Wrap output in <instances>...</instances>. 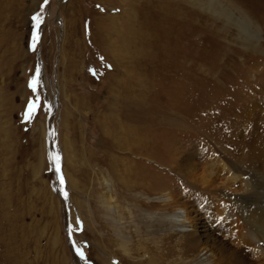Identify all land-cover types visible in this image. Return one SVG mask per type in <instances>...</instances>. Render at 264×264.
<instances>
[{
  "label": "rangeland",
  "instance_id": "374dc122",
  "mask_svg": "<svg viewBox=\"0 0 264 264\" xmlns=\"http://www.w3.org/2000/svg\"><path fill=\"white\" fill-rule=\"evenodd\" d=\"M136 98L154 156L144 147L148 185L130 188L115 118ZM263 114L264 0H0V264H183L187 238L147 218L177 206L201 247L263 261L239 254L248 212L226 194L227 218L204 181L212 147L255 139Z\"/></svg>",
  "mask_w": 264,
  "mask_h": 264
},
{
  "label": "bare ground",
  "instance_id": "6f19581e",
  "mask_svg": "<svg viewBox=\"0 0 264 264\" xmlns=\"http://www.w3.org/2000/svg\"><path fill=\"white\" fill-rule=\"evenodd\" d=\"M129 18L127 23L128 26L130 27L129 30L132 31L133 40H135L134 36H140L143 34L144 31H141L140 30L141 28L140 29L138 28L142 24L136 28L135 27L136 25L135 26L132 25L134 22L130 20L131 18L130 19ZM137 24H139V21ZM164 35H166L165 32ZM141 49L139 48L138 50L135 47L138 56ZM138 79H139L138 84H140V88H141L143 86L141 76H138ZM127 81H125V84L127 86L126 89L129 88ZM138 99L139 98H136L134 102H129V104L121 107L123 109V112H125V114L122 113L123 117L126 115L125 121H121L120 119L117 120L118 118L117 119L115 118L116 120L115 123L119 126L121 131V133L119 132L121 134V138L116 143L117 147H121L123 150L129 152L128 155L133 156L134 159V161L133 159L119 160V161L116 160V162L121 161L120 163L121 165H123V162L126 161L124 162V166H123L124 168L123 171H125V176L124 178L120 179L122 180L120 182L125 187L128 186L130 188L131 187L138 188L148 185V182L146 181L147 174L145 175V173L147 172H145L146 170H144L145 167H140L139 169L136 170L137 168L136 166L139 162L136 159L138 157L141 158V156H143L141 152L143 154L147 153L146 148L144 147L149 146L153 141V139L149 138L147 134H145L147 133L145 127H142V124L144 125L147 124L146 118L148 115L145 116L143 106L141 105L142 101ZM130 119L134 123L132 122L131 124L130 123L131 121H129ZM119 121L123 123L120 124ZM261 121L262 122H258V120L256 122L254 121L253 124L251 125L253 128V134L255 136V139L248 138L247 140H245L246 138L244 139L235 138V141L227 139L225 141L226 142L230 141V142H228V144L226 143L223 144L225 146L223 149L212 147L213 150H211L210 152H215V153L209 156L208 164H207L208 165L207 170L209 171V173L204 179L206 186L205 190L208 192V194H210L209 198L211 199V197L214 196H217L219 198L222 207V211L220 210V212H222V214L228 215L224 207L227 206L226 203H229L228 201H230V198L227 197L226 194H231L233 196H236L234 200L231 199V201H234L236 204V207L231 209L232 212H235L236 209L248 212V214L245 217L248 219L247 224L250 227V231L248 233H242V234L236 232L237 233L236 235L237 237L235 236L237 238L236 243L237 246L239 247L238 249L240 250L239 253L240 255H244L245 250L249 249L250 251H252V253L256 254V256L251 255V257H254L255 259L263 260V261H258L257 264L258 263L264 264V252H261L258 249L259 244H262L264 246V121L263 120ZM153 124L159 125V122L154 121ZM42 133L44 135V132ZM157 144H158V139L155 145L157 146ZM230 147L232 148V151L226 150L227 148ZM136 154L139 156H137ZM152 156H154V150L150 145L149 154L147 155V157H152ZM115 165L116 163L110 165L111 170H114ZM154 185L156 186V188H159V184L155 183ZM152 200H156L153 202H156L158 204L161 203L168 204L169 201H173V198L172 196H169V194L168 195L160 194L158 195V197L150 198V201ZM233 216H235V214ZM228 217L229 215L227 216V218ZM147 218H149L148 220V222H150L149 227L152 228L151 232L153 233V235L159 234L160 232H164L169 234L168 236L171 235L179 243H181L182 240L187 238L186 240H184V243H182L184 247L181 248V250L184 251L183 255L185 253L187 254V252L189 253L188 255L185 254L187 257H185L184 260L182 259L184 262L183 264H229L224 260V258L218 256L216 252L213 251L212 247H208V246L201 247L199 241L195 239V228L192 226V222L190 221V216L187 214L186 209L177 206L174 212H169L166 214L162 213L160 216L155 215V217H147ZM238 227H240V225H238ZM197 229L202 230L204 232L207 231V226H205L203 222L198 225ZM119 246L122 247V245ZM186 249H188L187 252ZM257 253H261V254L258 255ZM154 255L156 258L158 257L157 253H155ZM116 260L118 261L117 263L119 264L120 258L116 257ZM181 263L182 262L178 264ZM247 264H251V263H247Z\"/></svg>",
  "mask_w": 264,
  "mask_h": 264
},
{
  "label": "snow or ice",
  "instance_id": "6c2138e0",
  "mask_svg": "<svg viewBox=\"0 0 264 264\" xmlns=\"http://www.w3.org/2000/svg\"><path fill=\"white\" fill-rule=\"evenodd\" d=\"M33 20H36L38 22V18L37 17H33ZM34 111V109L32 108V106H29V115H31V113Z\"/></svg>",
  "mask_w": 264,
  "mask_h": 264
}]
</instances>
